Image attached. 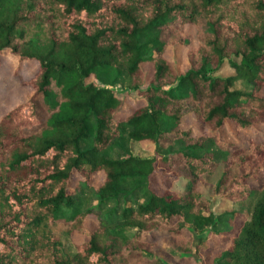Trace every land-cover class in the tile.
Listing matches in <instances>:
<instances>
[{"label":"trees","instance_id":"1","mask_svg":"<svg viewBox=\"0 0 264 264\" xmlns=\"http://www.w3.org/2000/svg\"><path fill=\"white\" fill-rule=\"evenodd\" d=\"M186 24L196 46L181 68ZM5 54L35 69L21 79L30 95L0 115V264H171L146 232L166 234L176 262L264 264V181L246 184L264 170V139L217 134L264 125V0H0ZM224 62L233 75H215ZM189 114L207 135L181 127ZM206 189L235 209L214 214ZM208 234L230 243L204 263Z\"/></svg>","mask_w":264,"mask_h":264},{"label":"rangeland","instance_id":"2","mask_svg":"<svg viewBox=\"0 0 264 264\" xmlns=\"http://www.w3.org/2000/svg\"><path fill=\"white\" fill-rule=\"evenodd\" d=\"M194 27L189 26L188 24L184 25V31L191 36V42L187 46L180 47L177 51V56L180 60V67L184 68L185 63V53L188 48H194L196 46L194 41ZM35 69V65L30 62H18L16 59L10 57L8 54L0 56V115L4 112L12 109L19 103L23 102L31 93V87L22 83V80H27L28 76L32 74ZM150 65L143 64L142 70L145 72L146 79L150 76ZM233 70L227 66L226 62L216 71L215 75L217 76H230L233 75ZM125 86V85H124ZM122 84H117L115 88L120 90ZM233 88L240 90L242 93L249 92V87L244 85L242 82L238 81L234 84ZM259 96H264V85L261 86L258 93ZM123 110L120 115L127 113L126 107L131 108V104L126 102ZM182 128H191L194 134L200 133L207 135V130L202 128L200 124L194 119V117L189 114L186 115L181 122ZM220 140L223 142H233L237 146H247L250 143L260 141L264 139V125L257 123L252 128H246L241 130H236L234 124L231 121L225 122L222 127L217 132ZM130 149L134 155L147 157L150 156L153 150V144L147 141L142 142H130ZM223 164H218L215 167L213 174L210 177H205V180H208V183H214L218 178ZM77 177V176H76ZM102 174L95 173L93 174L90 183L93 186H97L101 182ZM75 176H73V180ZM72 180V181H73ZM264 181V170H260L258 176L255 179H248L246 181L247 187H251L254 183H259ZM207 183V182H206ZM207 183V184H208ZM170 190L180 194L184 188V181L181 178L174 179L170 181ZM210 210L214 213H220L223 211H230L235 209V205L232 204L231 199L227 197L228 193L212 195L208 189H206ZM235 192V189L233 190ZM243 221V216L237 214L232 222L233 230H237ZM95 219L92 216H88L84 223L86 228L95 227ZM56 233L59 235L61 243L65 248L66 252H70V243L64 234L61 233L60 229L54 228ZM142 237L147 241H153L155 243V248L157 252L168 259L171 264H198L191 259H182L181 261H174L167 252L165 251L166 247L171 245L170 238L163 233H154L146 232L141 234ZM72 239L75 243L81 241V236L74 234ZM230 243V239L227 235H210L208 234L207 238V248L200 252V256L205 263L212 255L217 253L219 250L225 248Z\"/></svg>","mask_w":264,"mask_h":264}]
</instances>
